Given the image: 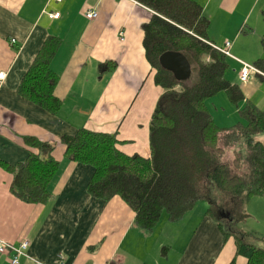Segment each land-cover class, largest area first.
<instances>
[{"label":"crops","instance_id":"crops-1","mask_svg":"<svg viewBox=\"0 0 264 264\" xmlns=\"http://www.w3.org/2000/svg\"><path fill=\"white\" fill-rule=\"evenodd\" d=\"M196 1L209 21L211 44L232 43L226 78L240 86L241 107L253 103L264 109V70L255 65L264 59V0ZM89 9L99 16L88 19ZM154 15L140 0H0V240L29 241L20 264H248L234 232L224 239L210 207L205 210L208 201L199 214H193L196 204L180 220L162 215L154 228L144 229L121 197L92 196L87 186L94 167L65 154L61 137L84 127L115 133L120 151L150 158L152 115L165 91L155 83L144 47V26ZM51 37L60 41L51 61L62 102L57 114L18 90ZM241 62L256 67L247 82L240 80ZM214 97L207 105L218 126L243 121L225 92ZM26 136L53 144L59 162L44 203L25 202L11 189L13 175L6 166L38 153ZM245 215L236 229L258 234L253 241L264 248V195L250 198ZM0 264H11L10 254L2 255Z\"/></svg>","mask_w":264,"mask_h":264},{"label":"trees","instance_id":"trees-1","mask_svg":"<svg viewBox=\"0 0 264 264\" xmlns=\"http://www.w3.org/2000/svg\"><path fill=\"white\" fill-rule=\"evenodd\" d=\"M140 1L158 13L144 26V47L156 70L155 83L165 90L152 115L151 156L127 155L117 148L115 133L84 127L61 137L65 154L72 161L94 167L87 186L92 196L103 200L121 197L144 229L154 228L164 211L169 220L177 221L199 200L212 203L214 197L218 211L210 207L207 212L217 219L224 239L234 232L238 253L248 258V264H264V248L253 241L258 234L241 233L235 227L237 219H243L250 198L264 195V143L256 140L264 133V109L253 103L241 107L244 94L226 78L227 56L211 44L209 21L196 0ZM261 42L264 48V35ZM59 44L55 37L47 39L18 88L52 114L62 105L55 94L58 75L51 68ZM167 51L181 52L188 58L192 66L189 79L179 82L173 72L161 66L160 56ZM110 65L115 67L112 63L103 67ZM255 65L264 70V59ZM176 85L182 89H174ZM220 92L239 108L242 122L230 127L216 124L207 101ZM241 140L248 149L244 157L247 173L237 176L232 166L238 167L240 153L234 165L218 157L232 147L237 149ZM25 141L38 153L31 152L16 167L6 166L13 175L11 189L25 202L44 203L59 168L52 155L54 145L34 136H26ZM213 189L218 190L215 196ZM223 209L231 212L229 217L227 211L220 212Z\"/></svg>","mask_w":264,"mask_h":264},{"label":"built area","instance_id":"built-area-1","mask_svg":"<svg viewBox=\"0 0 264 264\" xmlns=\"http://www.w3.org/2000/svg\"><path fill=\"white\" fill-rule=\"evenodd\" d=\"M49 16L54 18L56 16V13H50ZM85 16L88 19H94L99 16V13L95 9H89L85 11ZM12 42L15 43V39H13ZM231 45L232 43L230 41H227L224 47L219 48L214 45L213 46L223 52L225 55L233 57V55L230 53ZM241 63L243 66L240 71V80L241 82H247L252 72H256V67L254 65H250L244 62ZM3 76L4 72H1L0 79H2ZM28 246L29 241L27 239L20 241L18 244L8 243L4 240H0V259L2 255L10 254L11 264H20V258L22 256H27Z\"/></svg>","mask_w":264,"mask_h":264},{"label":"water","instance_id":"water-1","mask_svg":"<svg viewBox=\"0 0 264 264\" xmlns=\"http://www.w3.org/2000/svg\"><path fill=\"white\" fill-rule=\"evenodd\" d=\"M161 66L173 72L175 78L181 82L192 75V66L188 58L181 52L167 51L160 56ZM228 216V214H226Z\"/></svg>","mask_w":264,"mask_h":264},{"label":"rangeland","instance_id":"rangeland-1","mask_svg":"<svg viewBox=\"0 0 264 264\" xmlns=\"http://www.w3.org/2000/svg\"><path fill=\"white\" fill-rule=\"evenodd\" d=\"M182 89V87H179L178 88V90H181ZM214 98L215 97H212V98H210L209 99V101L208 102H211L212 100H214ZM219 100H221L219 97H218V101ZM256 140H264V133H261V134H259V135H257L256 136ZM237 150L235 149V148H230V149H228L226 152H225V154L223 155L224 156V160L223 161H226V162H228V163H230L231 165H234V162H235V157H236V154H237ZM234 161V162H233ZM238 164H239V161H238ZM245 164H246V162H245ZM235 166V165H234ZM234 166H232V168L234 169L235 167ZM239 166V165H238ZM246 168H247V165H246ZM245 173H247V171L245 172ZM245 173H243V174H245ZM211 201H212V203H210L209 201H208V205L206 206V208H205V210H207L209 207H211V208H213L214 209V211L215 212H217L218 211V207L216 206V204H215V200H214V197H212V199H210ZM206 202H207V200H205V199H201V200H199L198 201V203H197V207H195L196 208V210L194 211V213L193 214H199L198 212H200V211H205L204 210V203L206 204ZM231 206V205H230ZM222 211H227V212H229L227 209H223ZM222 211H220V212H222ZM231 213V212H230ZM163 216H167V212H165L164 211V213H163ZM230 216V214H228V217ZM245 217H246V219L248 218V216H246L245 215Z\"/></svg>","mask_w":264,"mask_h":264},{"label":"clouds","instance_id":"clouds-1","mask_svg":"<svg viewBox=\"0 0 264 264\" xmlns=\"http://www.w3.org/2000/svg\"><path fill=\"white\" fill-rule=\"evenodd\" d=\"M236 150L240 153L241 159L239 161V166L234 168L233 170H234L235 175L242 176L243 173H245L247 171L244 157H246L248 155V149H247V146L244 144V142L241 140L239 142V146L237 147ZM218 159L220 161H223L224 160V156H219ZM217 193H218V190L213 189L211 194L213 196H215V195H217Z\"/></svg>","mask_w":264,"mask_h":264},{"label":"flooded vegetation","instance_id":"flooded-vegetation-1","mask_svg":"<svg viewBox=\"0 0 264 264\" xmlns=\"http://www.w3.org/2000/svg\"><path fill=\"white\" fill-rule=\"evenodd\" d=\"M226 214V213H225Z\"/></svg>","mask_w":264,"mask_h":264}]
</instances>
